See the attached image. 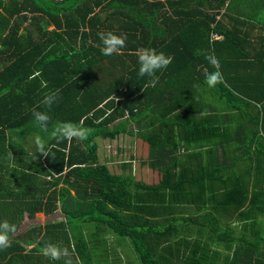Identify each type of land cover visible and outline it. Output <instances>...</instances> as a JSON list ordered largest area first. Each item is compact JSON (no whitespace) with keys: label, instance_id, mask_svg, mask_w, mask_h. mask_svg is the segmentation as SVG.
<instances>
[{"label":"trees","instance_id":"1","mask_svg":"<svg viewBox=\"0 0 264 264\" xmlns=\"http://www.w3.org/2000/svg\"><path fill=\"white\" fill-rule=\"evenodd\" d=\"M141 47L171 62L141 76ZM0 220V264H65L61 237L81 264L128 239L140 264H264V0H0Z\"/></svg>","mask_w":264,"mask_h":264},{"label":"clouds","instance_id":"2","mask_svg":"<svg viewBox=\"0 0 264 264\" xmlns=\"http://www.w3.org/2000/svg\"><path fill=\"white\" fill-rule=\"evenodd\" d=\"M100 40L102 42L101 51L104 55H111L114 52H118L125 45L126 34L121 33L117 35L111 31L107 33H99ZM138 73L141 76L155 77L156 73L160 69H164L171 62V57L166 55L163 51H157L154 48L141 47L138 50ZM206 62L214 67V71L207 73L206 83L209 86H214L218 82L223 81V76L220 72V62L215 56H209L206 58ZM155 83V79L152 80ZM57 94L51 92L46 95L42 101L46 106H51L56 100ZM33 116L35 121L42 127H47V122L50 116L47 111L33 110ZM61 137H70L72 135H79L83 138L86 133L84 130L76 131L71 125L65 124L57 130ZM36 144L39 150L43 154H47L43 148L42 141L37 138ZM15 231V225L10 224L7 220H0V247H6L9 244V233ZM45 254L49 255L52 259L58 260L61 255L67 256L68 250L66 248L61 249L55 244H47L44 248ZM65 264H70L69 261H65Z\"/></svg>","mask_w":264,"mask_h":264},{"label":"crops","instance_id":"3","mask_svg":"<svg viewBox=\"0 0 264 264\" xmlns=\"http://www.w3.org/2000/svg\"><path fill=\"white\" fill-rule=\"evenodd\" d=\"M54 214H45L44 212H37V214L35 215L34 219H29L32 220L30 221V223H38L39 224H43L45 225L47 223V221H51L53 218ZM44 217V219H42L41 217ZM57 218H55L56 220ZM59 220V219H58ZM41 222V223H40ZM105 240L108 241V245L109 244H113L116 240L115 235H111V234H107L104 237ZM73 242V238H71V242L68 244L63 237H61L59 239V244L63 245V249L65 248V246L68 248V258L67 261L70 262V264H81L80 259H79V254L78 253H74V246L72 244ZM116 242V241H115ZM37 244V242H35L34 240L32 241V243L30 244V246H26V251H30L32 249L33 246H35ZM99 249V248H98ZM103 249V247H102ZM89 254H92V256L94 257V260L92 261L91 264H121V262H125L127 261L128 264V260L129 262L132 260V257L135 258V256L132 254L127 255L124 252V249L119 248V246H117L115 249L112 247H108L106 250H95L93 248H91ZM67 256L61 255L60 258L61 260L65 259ZM44 263H48L50 264L49 261L45 260Z\"/></svg>","mask_w":264,"mask_h":264},{"label":"rangeland","instance_id":"4","mask_svg":"<svg viewBox=\"0 0 264 264\" xmlns=\"http://www.w3.org/2000/svg\"><path fill=\"white\" fill-rule=\"evenodd\" d=\"M50 29H53L54 28V25H50V27H49ZM33 134H31V135H26L25 137H26V139H28V140H32V142L33 143H35V141L36 140H34V136H32ZM126 139L128 140V139H130V137H129V135H127L126 136ZM119 145H123V143H122V139H120V141H119V139L116 141V142H114L112 145H108V146H106V150H109L107 153H110L111 151H112V153H117V149H118V147H119ZM26 148L29 150V151H34V149H33V147H32V144L30 145V146H26ZM42 219H44V217L42 216L41 217ZM52 218H58V219H62L63 218V216L60 214V213H55L53 216H52ZM116 239L118 238V241H120L121 242V238H119V237H115ZM122 242H125V243H127L128 244V246H129V248H127V247H125V246H119V248H122V249H124V252L127 254V255H130V254H132V256L134 255L135 256V258H133L132 257V260L129 262V260H128V264H140V262H139V260L137 259V257H136V253L134 252V250H133V247H132V244H131V241L128 239V240H123ZM121 264H127V261H125V262H121Z\"/></svg>","mask_w":264,"mask_h":264}]
</instances>
